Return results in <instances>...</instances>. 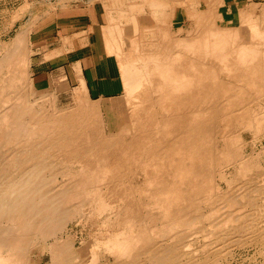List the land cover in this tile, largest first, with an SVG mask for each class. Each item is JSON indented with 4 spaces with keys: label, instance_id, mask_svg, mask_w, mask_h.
Here are the masks:
<instances>
[{
    "label": "bare ground",
    "instance_id": "bare-ground-1",
    "mask_svg": "<svg viewBox=\"0 0 264 264\" xmlns=\"http://www.w3.org/2000/svg\"><path fill=\"white\" fill-rule=\"evenodd\" d=\"M89 1L126 88L108 114L85 86L73 107L28 100L29 28L0 50V264H218L264 244V2Z\"/></svg>",
    "mask_w": 264,
    "mask_h": 264
},
{
    "label": "crops",
    "instance_id": "crops-1",
    "mask_svg": "<svg viewBox=\"0 0 264 264\" xmlns=\"http://www.w3.org/2000/svg\"><path fill=\"white\" fill-rule=\"evenodd\" d=\"M250 1L254 0H227L226 4L235 9ZM97 4L106 8L101 1ZM95 5L88 4L67 14L52 13L38 22L33 19L35 16H24L19 23L16 36L22 29L26 32L29 28L28 74L35 90L45 91L67 80L65 83L69 89L85 86L91 100L105 101L124 92L121 65L117 56L107 48L104 26L109 23V15L106 9L104 18ZM8 27L4 34L10 32Z\"/></svg>",
    "mask_w": 264,
    "mask_h": 264
},
{
    "label": "rangeland",
    "instance_id": "rangeland-1",
    "mask_svg": "<svg viewBox=\"0 0 264 264\" xmlns=\"http://www.w3.org/2000/svg\"><path fill=\"white\" fill-rule=\"evenodd\" d=\"M30 1H31V4H29V6H26L24 8L22 6H25V3H26L25 0H0V6H1L0 7V24H1L0 25V42H1L0 43V50H2L3 47L6 48V47L10 46V44H12V39L14 38V35L17 32V30H18L19 23H22L24 16H29V15L34 16L35 14L41 13V14H43V16L41 18H44V17H46V16H48V15H50L52 13L53 14H57V13H59V14H67V13H72L75 9L82 8L83 6H87L88 4H94V3H96L95 7L96 8H99V10L103 14L104 18H106L105 17L106 8H102V5L101 4L98 5L97 4V1H89V0H67L66 3L63 6H58V8H56L57 6L54 5L53 6L54 9H52V7L51 8L45 7L44 5L40 4V2H38L37 0H33V1L30 0ZM21 3H23V4H21ZM184 6L185 5H183V7ZM7 8L10 9L9 12L6 11ZM18 8H24L22 10V14H21L20 19H17L16 21H12V19L10 18V22L8 23L9 17H11L12 13L14 11H16ZM46 9L49 12H47ZM238 9L239 8H235L234 9V12H235L236 15L238 13ZM3 10H4V12H2ZM46 13H47V15H46ZM4 16H5V19H4ZM6 17H7V19H6ZM105 22H106V19H105ZM3 25H4V27H3ZM8 26L10 27L11 30H10L9 33L8 32H5V34H4L3 32L4 31H7L6 29H7ZM5 48H3V50ZM27 50H28V46H27ZM113 56H115V55H113ZM115 58H116V56H115ZM28 70H29V68H28ZM28 70H27V76L29 78ZM25 80H27V79H25ZM28 80H27V83H26L27 84V87H25V88H27L29 90H27V89H24V90L26 91L25 93L29 97L28 100L31 101V103L34 102L33 99L38 98L33 103L37 108L40 107V108H42V109L45 110L47 107L49 108V106H50L49 104H51V105L53 104L54 105L53 108H52V106H53L52 105V106H50L49 109L48 108L46 109V111H48V112L50 111L51 112L54 108L55 109H58V108L59 109L60 108L63 109V108H68L71 105H72V107L75 106V105H77L76 100H75V103H74V98H75L74 96H75V91H76L75 88H74V90H72L73 88L72 89H69V88L67 89L66 87H64V86H62V85L59 84L60 86L59 85H56L55 87H53L51 89H48V90H45V91H38V90H35L34 89L32 83H30ZM55 88H56V90H55ZM52 89H53V92H52ZM64 90H65V92H64ZM125 91H126V88H125L124 92L120 95L122 98L120 96H118V99H123L124 98L123 96H124ZM27 92H30V96H29V94ZM46 93H51V94L54 95L53 96L54 99L52 98L53 99V102H52V99H50V98L47 100L48 96L46 95ZM65 93H67V94H65ZM44 95H46L45 97H47V98L44 99V97L43 98L41 97V96H44ZM39 96H40V99H39ZM42 100H43L44 103L41 102ZM113 100L115 101L116 98H112V99H109V100L99 101L98 102L101 105V107L103 106V110H102L103 112L102 113H107L108 114L109 109L107 111L105 108H106V106H109V108H110L112 106V105H110L111 102H114ZM63 103H64V105H63ZM38 104H41L42 107H41V105H38ZM43 105L45 107H43ZM56 105H58V106H56ZM113 113H114V111L111 112V114H113ZM202 222L204 224L207 223L206 225H209L210 224V223L208 224L207 221H202ZM202 222H201L200 225H202ZM90 228H93V227H90L89 226L87 228L88 231L84 232V234L80 231V228L78 229V227H76L74 229L73 234H74V237L76 238V241H77V244L78 245L83 240L81 237H84V238L85 237H87V238L90 237V234L88 235ZM76 229H77V231H76ZM92 232H94V231H92ZM75 234H77V235H75ZM198 241L200 243H204V242H202V238L201 237L198 238ZM203 241H204V239H203ZM205 242H206V240H205ZM233 248L236 249V250L235 249L232 250V254L233 255L231 254V255H229L227 257H223L222 260H221V262L218 263V264H247L248 262H249L248 264H264V244H258V243L253 242V243H248L247 245H243V246H240V245L239 246H234ZM41 250H39L36 253V255H35L36 257H39V261H38L37 264H39V263L40 264H47V262H48V254L46 253L45 250H42V251ZM247 250H248V252H247ZM244 252H245V254H244ZM253 253L255 254V256H254ZM237 255H239V256H237ZM227 262H229V263H227Z\"/></svg>",
    "mask_w": 264,
    "mask_h": 264
}]
</instances>
